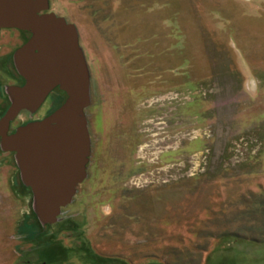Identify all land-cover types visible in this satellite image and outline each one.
Returning <instances> with one entry per match:
<instances>
[{
    "label": "rangeland",
    "instance_id": "374dc122",
    "mask_svg": "<svg viewBox=\"0 0 264 264\" xmlns=\"http://www.w3.org/2000/svg\"><path fill=\"white\" fill-rule=\"evenodd\" d=\"M52 9L77 26L91 72L89 180L42 228L0 159V264L29 247L40 264H264V0Z\"/></svg>",
    "mask_w": 264,
    "mask_h": 264
},
{
    "label": "water",
    "instance_id": "95a60500",
    "mask_svg": "<svg viewBox=\"0 0 264 264\" xmlns=\"http://www.w3.org/2000/svg\"><path fill=\"white\" fill-rule=\"evenodd\" d=\"M49 0H0V29L14 26L31 32L14 53L22 86L8 88L12 104L0 119V143L15 152L23 183L32 192V209L42 224L59 220L87 177L91 135V72L77 26L54 12L40 13ZM65 96L58 108L8 134L21 110L34 113L51 91Z\"/></svg>",
    "mask_w": 264,
    "mask_h": 264
},
{
    "label": "flooded vegetation",
    "instance_id": "af4514ba",
    "mask_svg": "<svg viewBox=\"0 0 264 264\" xmlns=\"http://www.w3.org/2000/svg\"><path fill=\"white\" fill-rule=\"evenodd\" d=\"M52 6H53V0H49V7L47 9L41 10L40 13L52 12L53 11ZM30 37H31L30 31L23 30L18 27L8 26V27H2L0 29V119L4 116V114L6 113V111L12 104V96H11L10 91H8V88L14 87V86H22L25 83V79L16 70V67L14 64V53L19 47H21L24 43H26ZM3 41L12 42L15 47L13 49H9V51H6L5 49V51L1 53L4 48V45L1 43ZM6 80H9V81L6 82ZM11 80H14V81L11 82ZM60 91L61 90L59 88H55L53 91H51L48 97L46 98V100L40 106V108L37 109L34 113L26 109L21 110L19 114L13 120H11L8 126V129H7V133L11 134L15 132L19 126L24 125L30 121L43 119L44 117L49 115L52 111H54L56 108H58L65 99L64 94ZM54 95L59 96L61 100L57 104L53 105L50 109H48L45 113L42 114L41 111L46 101L49 99V97H53ZM91 142H92V136H91ZM92 156H93V149L91 146V155L89 158L87 168L90 167ZM0 159L4 161V163L7 161L15 162V152L3 150L1 147V143H0ZM15 169L18 170L19 174L18 173L17 174L19 175L21 179L20 170L18 166L16 165V163H15ZM88 180H89V171H87V177L78 185V187L81 185H85L88 182ZM77 191H78V188H77ZM75 195H77V193ZM30 200H32V192H31ZM62 213L59 216V220L61 219ZM54 223H51V224H54ZM29 224L31 225V223ZM26 225L27 224L25 223L23 226H20L19 230L23 228H27ZM47 225L48 223L47 224L41 223L42 228L46 227ZM23 234H26V236H29L27 233H23ZM23 234L17 233L16 235L18 238L23 239L24 238ZM23 249L25 251V254L19 257V260H18L19 262H22L23 264H40V260L37 257V252L40 250V248L34 249L33 247H29V248H23Z\"/></svg>",
    "mask_w": 264,
    "mask_h": 264
},
{
    "label": "trees",
    "instance_id": "16d2710c",
    "mask_svg": "<svg viewBox=\"0 0 264 264\" xmlns=\"http://www.w3.org/2000/svg\"><path fill=\"white\" fill-rule=\"evenodd\" d=\"M237 150H239V149H237ZM252 152V151H251ZM255 152V151H254ZM253 152V153H254ZM245 154V152L244 151H240L239 150V152H237L235 155H233L232 157H228L227 158V160H229V161H233V158H235L236 156H240V158L236 161V162H239V161H241V158H245V156H243ZM250 154H252V153H250ZM257 234L259 235V236H263V238H264V231H260V232H257ZM225 235H233V236H237V237H242V236H240L239 234H237L236 233V231L235 232H233V231H222V232H218V234H217V236H213V237H218V236H225ZM256 237V236H255ZM244 238H247V237H244Z\"/></svg>",
    "mask_w": 264,
    "mask_h": 264
}]
</instances>
